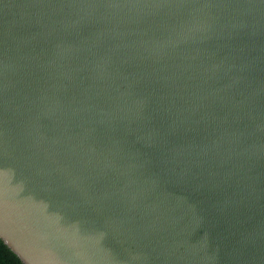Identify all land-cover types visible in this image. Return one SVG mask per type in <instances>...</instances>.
Returning a JSON list of instances; mask_svg holds the SVG:
<instances>
[{
  "label": "water",
  "instance_id": "1",
  "mask_svg": "<svg viewBox=\"0 0 264 264\" xmlns=\"http://www.w3.org/2000/svg\"><path fill=\"white\" fill-rule=\"evenodd\" d=\"M0 238L264 264V0H0Z\"/></svg>",
  "mask_w": 264,
  "mask_h": 264
},
{
  "label": "trees",
  "instance_id": "2",
  "mask_svg": "<svg viewBox=\"0 0 264 264\" xmlns=\"http://www.w3.org/2000/svg\"><path fill=\"white\" fill-rule=\"evenodd\" d=\"M0 264H24L0 238Z\"/></svg>",
  "mask_w": 264,
  "mask_h": 264
}]
</instances>
